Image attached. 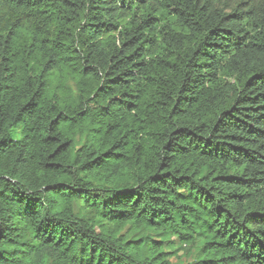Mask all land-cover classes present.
<instances>
[{"label": "trees", "instance_id": "1", "mask_svg": "<svg viewBox=\"0 0 264 264\" xmlns=\"http://www.w3.org/2000/svg\"><path fill=\"white\" fill-rule=\"evenodd\" d=\"M0 264H264V0H0Z\"/></svg>", "mask_w": 264, "mask_h": 264}, {"label": "rangeland", "instance_id": "2", "mask_svg": "<svg viewBox=\"0 0 264 264\" xmlns=\"http://www.w3.org/2000/svg\"><path fill=\"white\" fill-rule=\"evenodd\" d=\"M126 231H127V230H125V233H126ZM182 253H183V252H180V253H178V256H181V260H180L181 262H183V261H185V260H186V258L184 257V255H182ZM173 262L175 263V262H176V260H175V259H173Z\"/></svg>", "mask_w": 264, "mask_h": 264}]
</instances>
